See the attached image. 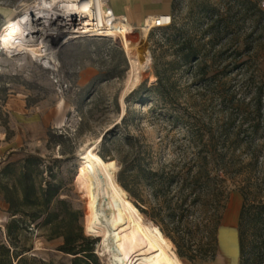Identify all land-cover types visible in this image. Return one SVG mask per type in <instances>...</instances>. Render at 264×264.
<instances>
[{"label":"rangeland","instance_id":"1","mask_svg":"<svg viewBox=\"0 0 264 264\" xmlns=\"http://www.w3.org/2000/svg\"><path fill=\"white\" fill-rule=\"evenodd\" d=\"M34 1L0 0V35L5 25L18 18ZM259 7L264 10V0L260 1ZM230 8L233 17L229 22L233 30L228 35L219 34L212 44L203 48L211 65L209 76H215L212 80L195 78L192 68L182 66L178 60L179 44L188 36L206 44L209 40V35H204L207 27L220 32L224 24L221 19L211 22L200 12L209 9L220 18L227 15ZM256 10L245 11L244 6L231 0H174L171 26L153 28L150 32L142 26L130 35L133 41L131 55H138L142 60L147 56L148 64L136 88L139 93L127 99L133 91L129 93L124 104L120 96L126 89L130 65L119 41L111 37L70 38V43L60 46L63 38L56 35L47 42L52 50L50 60L29 52H9L0 44V173L8 163L17 162L26 155L43 157L46 165L53 167L57 181L65 184L68 196L62 198H67L72 208L79 211L84 234L97 242L95 252L100 264H111L113 246L105 250L103 236L87 231L89 188L81 175L80 152L97 145L98 153L106 156L104 161L122 187L118 181L120 165L117 158L126 156L129 151L125 142L127 137L150 147L156 166L173 157L172 141L186 131L180 126H172V116L186 117L188 113L196 116L201 111L206 123L216 122L221 119L222 111L230 109L229 104L223 102L228 88L238 93L240 100L247 97L248 101L257 85L264 82V39L257 41L254 33L257 20L253 13ZM177 29H182L183 35L180 36ZM40 46V53L48 54L47 46L44 43ZM161 73L173 83L171 94L164 98L157 92L148 91L158 85ZM226 74L229 75L227 78ZM127 113V124H121ZM117 125L119 127L115 129ZM59 135L71 140L74 154L61 155L60 147L54 142ZM260 145L264 150V142ZM242 180L243 177L238 183L228 181L231 193L222 213L219 247L214 258L190 261L179 256L175 244L170 245L181 264H240L238 228L243 197L238 186ZM6 181L0 176V183ZM255 181L264 201L262 158ZM123 190L135 206L151 209L147 193L142 192V199L147 203L143 205ZM13 219L9 208H3L0 201V247L11 248V254L16 250L29 258L70 264L69 257L56 251L62 239L47 242L46 231L32 225L14 244V232L10 235L8 231Z\"/></svg>","mask_w":264,"mask_h":264},{"label":"trees","instance_id":"2","mask_svg":"<svg viewBox=\"0 0 264 264\" xmlns=\"http://www.w3.org/2000/svg\"><path fill=\"white\" fill-rule=\"evenodd\" d=\"M231 1L244 6L245 11L257 9L253 13L257 20L254 33L257 41L264 39V10L259 7L261 0ZM231 10L219 18L211 10L204 9L200 13L208 16L211 22L221 19L224 25L220 32L208 26L204 31L205 36L209 35L206 44L202 45L201 40L195 41L190 36L179 44L178 60L182 66L192 68L195 78H214L215 75L209 76L211 65L203 48L212 44L219 34L228 35L233 30L229 22L233 17ZM177 32L183 35L182 29H177ZM228 76L225 75L226 78ZM172 89V81L161 73L158 85L148 91L157 92L164 98L171 94ZM138 93L136 89L127 99ZM246 100L247 97L240 100L238 93L228 88L223 102L229 104L230 109L221 112L220 120L206 123L201 111L196 116L191 113L186 117L172 116V126H180L186 131L173 139V157L156 166L150 147L131 137L125 139L129 145L128 153L117 158L120 189L129 200L123 189L143 205L147 203L142 199V192L148 194L149 210L140 209L130 201L154 231L169 245H176L181 258L190 261L214 258L219 247L222 213L231 193L228 181L238 183L243 177L238 186L243 197L238 228L240 264H264V201L255 181L261 158L264 160V150L260 145L264 142V82L259 83ZM127 117L128 113L121 124H127ZM49 134L51 139L54 138ZM54 142L60 147L62 156L74 154L67 136L59 135ZM100 156L106 157L103 153ZM53 170L37 154L26 155L1 170L0 176L7 181L0 183V194L14 217L8 225L9 234L14 232L15 244V240L32 225L46 231L44 238L47 242L62 239L56 251L69 257L70 264H100L95 252L97 242L84 234L80 213L72 208L67 198H62L67 195L66 187L62 181H57ZM0 264L56 263L29 258L16 250L11 254V248L1 246Z\"/></svg>","mask_w":264,"mask_h":264},{"label":"bare ground","instance_id":"3","mask_svg":"<svg viewBox=\"0 0 264 264\" xmlns=\"http://www.w3.org/2000/svg\"><path fill=\"white\" fill-rule=\"evenodd\" d=\"M157 17H149L144 30L150 32ZM135 30L126 19L113 15L106 0H35L5 25L0 44L9 52H29L50 60L52 50L47 42L56 35L63 38L60 46L70 43V38L111 37L119 41L130 65L126 89L120 96L124 104L125 97L138 87L148 64L147 56L142 60L131 55L130 35ZM43 43L48 54L40 53ZM80 159L81 175L89 188L87 231L103 236L105 250L113 246L111 264H181L170 245L124 195L113 171L98 153V146L85 148Z\"/></svg>","mask_w":264,"mask_h":264},{"label":"crops","instance_id":"4","mask_svg":"<svg viewBox=\"0 0 264 264\" xmlns=\"http://www.w3.org/2000/svg\"><path fill=\"white\" fill-rule=\"evenodd\" d=\"M115 17L126 19L134 28L145 26L151 17L170 15L174 0H106ZM2 207L8 210L3 195L0 196Z\"/></svg>","mask_w":264,"mask_h":264},{"label":"built area","instance_id":"5","mask_svg":"<svg viewBox=\"0 0 264 264\" xmlns=\"http://www.w3.org/2000/svg\"><path fill=\"white\" fill-rule=\"evenodd\" d=\"M162 23V25H160ZM156 26L154 28H162L168 27L172 24V16L171 15H161L156 19ZM153 29V28H152Z\"/></svg>","mask_w":264,"mask_h":264}]
</instances>
